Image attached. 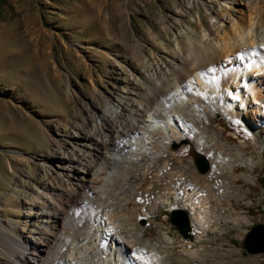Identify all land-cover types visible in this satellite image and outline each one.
<instances>
[{
	"label": "rangeland",
	"instance_id": "374dc122",
	"mask_svg": "<svg viewBox=\"0 0 264 264\" xmlns=\"http://www.w3.org/2000/svg\"><path fill=\"white\" fill-rule=\"evenodd\" d=\"M230 19L264 24V0L0 2V264H27L23 254L35 256L34 245L50 246L45 264H56L70 239L79 243L95 216L111 205L120 210V226L143 232L141 247L158 236L168 242V264H264L261 255L242 246L246 232L264 218V100L249 93L238 99L234 88L224 89L214 108L193 115L196 134L183 127L167 145L155 138L152 149L139 155L122 151L125 159L102 170V177L111 172L110 178L121 181L115 192L106 183L85 192L83 172H77L83 184L73 179L74 171L96 167L114 149L109 145L123 128L133 131L134 120H146L155 104L166 101L176 81L182 84L201 69L192 64L188 37L196 47L213 25ZM229 97L239 111L221 110ZM184 139L189 144L172 148ZM243 142L245 157L226 159L236 160L234 182L242 188L237 198L229 164L217 169L207 150ZM192 146L210 161L206 174L197 172ZM206 177V183L200 180ZM201 189L231 193L229 208L250 223H216L210 208L203 214V232L191 223V239L182 238L169 213L197 204L194 194ZM70 209L79 224L63 226ZM192 251L200 257L187 262Z\"/></svg>",
	"mask_w": 264,
	"mask_h": 264
},
{
	"label": "bare ground",
	"instance_id": "6f19581e",
	"mask_svg": "<svg viewBox=\"0 0 264 264\" xmlns=\"http://www.w3.org/2000/svg\"><path fill=\"white\" fill-rule=\"evenodd\" d=\"M228 5L233 4L228 3ZM221 18L220 23L223 22ZM188 40L194 48L192 49V53H194L192 64L193 66L198 65V68L201 69H197L198 71L193 77H188L182 84L180 81H176L173 93L170 92L171 95L163 103L155 104L146 120L139 123L138 120L132 122L138 125L133 131L123 128L118 133V138H114L109 145L114 149L108 150L107 155L101 159L96 167L83 166V171H74L73 179L78 181V184H83L84 178L79 176L77 172L86 174L88 186L85 187V192L88 188L96 192L99 185L105 183L113 187L114 192L119 186L122 187L121 181L110 178L111 172L102 177L103 167H106L110 161L126 158L123 157L122 151H128V157L139 155L152 149L155 138L167 145L168 140H177L175 134L183 127H187L191 133L196 134L197 129L193 123V115L196 112L205 113L209 107L214 108V99L219 98L224 89L234 88V96L238 99L249 93L256 101L264 100V24L257 23L248 26L245 22L230 19L225 26L222 24L213 25L210 36H204L203 40L197 41L196 47L192 35L188 37ZM195 50L198 52L196 53ZM228 100H231V97L224 100L221 110L223 112L239 111L237 109L238 104L234 105L235 102L229 103ZM239 115L241 116L242 113ZM107 117L106 114H103L102 120H106ZM122 136L124 139H121ZM214 137L222 138L221 133L217 131H215ZM106 144H103L102 147L107 146ZM195 144L193 146L198 148V145ZM245 145L243 142L234 146L237 149L236 152H232L234 147L229 143L227 144L228 149H224L225 147L223 148V145L220 144L221 149L214 147L207 150L208 153L212 154L217 169L221 170L224 164H229L227 169L233 179L232 183L236 191L234 194L237 198L240 197L237 192L242 191V188L237 187L234 182V179L238 177L232 172L236 160L227 162L226 159L230 157H237V160L243 159L245 157ZM194 147L193 149H195ZM129 166L131 169L134 168V165H125L126 168ZM115 173L118 176L123 175V171L120 169ZM241 178L248 182L253 181L246 174L241 175ZM206 179L209 178L200 180L206 183ZM209 193L205 192L204 189L199 190L196 194L193 193L197 197V204L187 202L182 207L188 217L189 215L191 217V221L189 217L190 225L192 223L197 231L203 232V224L205 223L203 214L210 208L215 214L214 221L216 223L232 225L250 223L247 215L236 216L229 208L231 193L227 194L222 190H219L217 194L215 193L216 195ZM120 201H126V198L123 197ZM90 205L91 212L94 214L96 211L91 203ZM119 211L118 207L111 205L106 208L103 215L97 214L90 229L80 236L79 243L70 239V246L65 252L66 256L59 261L57 260L56 264H168L169 260L166 254L168 242L158 236L153 242L148 243L147 248L141 247L140 240L143 232L138 231L135 227L124 229L120 226L121 221L117 219ZM61 223L63 226L79 224V221L75 219L74 210L70 209ZM124 231L129 235L124 236ZM136 233L137 237H135ZM261 237L260 239L264 238V233L261 234ZM257 247L261 252L258 254H263L264 242L258 241ZM30 250L37 254L35 256L23 254V257L28 256L27 264H45V256L51 255L50 246L40 248L34 245L30 247ZM199 257L196 251H192L188 254L187 262Z\"/></svg>",
	"mask_w": 264,
	"mask_h": 264
},
{
	"label": "water",
	"instance_id": "95a60500",
	"mask_svg": "<svg viewBox=\"0 0 264 264\" xmlns=\"http://www.w3.org/2000/svg\"><path fill=\"white\" fill-rule=\"evenodd\" d=\"M189 144L188 140H181L179 143L172 145L173 149H176L179 145ZM191 156L193 158L194 165L199 174H206L211 169L210 161L201 153H198L194 149L191 150ZM170 223L176 228L178 234L184 239H191L190 235V222L187 213L182 209L172 210L169 214ZM264 233V224H256L246 232L242 244L244 250L248 254L258 255L260 250L257 247L258 241L264 242V238L261 234ZM264 258V253L259 254Z\"/></svg>",
	"mask_w": 264,
	"mask_h": 264
},
{
	"label": "trees",
	"instance_id": "16d2710c",
	"mask_svg": "<svg viewBox=\"0 0 264 264\" xmlns=\"http://www.w3.org/2000/svg\"><path fill=\"white\" fill-rule=\"evenodd\" d=\"M1 1H3V0H0V2ZM260 183H261L262 188H264V178H260Z\"/></svg>",
	"mask_w": 264,
	"mask_h": 264
}]
</instances>
